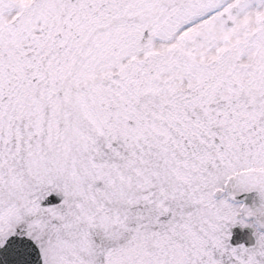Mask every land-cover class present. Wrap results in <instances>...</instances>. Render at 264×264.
I'll list each match as a JSON object with an SVG mask.
<instances>
[{"label": "snow or ice", "instance_id": "obj_1", "mask_svg": "<svg viewBox=\"0 0 264 264\" xmlns=\"http://www.w3.org/2000/svg\"><path fill=\"white\" fill-rule=\"evenodd\" d=\"M0 264H264V0H0Z\"/></svg>", "mask_w": 264, "mask_h": 264}]
</instances>
